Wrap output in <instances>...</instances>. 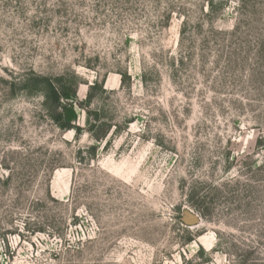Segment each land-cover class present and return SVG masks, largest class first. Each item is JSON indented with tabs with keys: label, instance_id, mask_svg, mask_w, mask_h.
<instances>
[{
	"label": "rangeland",
	"instance_id": "obj_1",
	"mask_svg": "<svg viewBox=\"0 0 264 264\" xmlns=\"http://www.w3.org/2000/svg\"><path fill=\"white\" fill-rule=\"evenodd\" d=\"M0 264H264V0H0Z\"/></svg>",
	"mask_w": 264,
	"mask_h": 264
},
{
	"label": "trees",
	"instance_id": "obj_2",
	"mask_svg": "<svg viewBox=\"0 0 264 264\" xmlns=\"http://www.w3.org/2000/svg\"><path fill=\"white\" fill-rule=\"evenodd\" d=\"M45 89L46 105L49 114L57 125L63 130H82L77 125L78 113L73 103L77 94L76 83L71 77L38 75ZM95 150V147H93Z\"/></svg>",
	"mask_w": 264,
	"mask_h": 264
},
{
	"label": "water",
	"instance_id": "obj_3",
	"mask_svg": "<svg viewBox=\"0 0 264 264\" xmlns=\"http://www.w3.org/2000/svg\"><path fill=\"white\" fill-rule=\"evenodd\" d=\"M188 224H195L200 222V217L199 216H192L186 221Z\"/></svg>",
	"mask_w": 264,
	"mask_h": 264
}]
</instances>
